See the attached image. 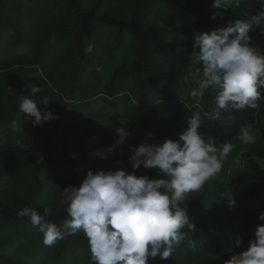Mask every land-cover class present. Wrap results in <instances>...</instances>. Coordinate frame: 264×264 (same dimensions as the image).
Segmentation results:
<instances>
[{
    "label": "trees",
    "instance_id": "1",
    "mask_svg": "<svg viewBox=\"0 0 264 264\" xmlns=\"http://www.w3.org/2000/svg\"><path fill=\"white\" fill-rule=\"evenodd\" d=\"M91 1L0 0V264H94L83 233L46 247L30 219L17 216L24 207L43 213L45 206L36 204L43 191L41 172L53 157L52 137L68 103L100 120L104 132L97 136V144L102 150L118 138L116 127L126 125L131 133L111 158L98 157L92 167L104 164L105 170L124 168L164 178L157 169L131 168L128 156L139 138L135 131L162 123L173 124L179 132L185 129L198 111L190 95L201 78L196 74L199 66L190 60L195 36L264 7L261 0H240L239 6L229 9L214 8L213 0ZM218 11L223 18L211 20ZM249 34L252 45L264 41L258 27ZM21 65L38 66L33 87L42 92L33 96L38 101L47 96L54 103L49 109L58 114V119L33 126L30 132L13 122L18 117L32 122L34 117L20 114L19 105L10 106L12 99L2 94L17 79ZM218 91L211 88L202 99L199 131L220 145L232 143L242 126L254 127L255 143L242 154L251 171L229 190L187 196L181 206L195 228L184 226L187 236L172 257H150L148 264H225L246 250L257 225L264 224L258 220L264 211V103L258 109L223 112L215 106ZM35 138L48 148L43 157L35 150ZM72 159L62 174L54 175L56 188L81 184L80 165H72ZM48 219L62 226L69 217L66 208H53Z\"/></svg>",
    "mask_w": 264,
    "mask_h": 264
},
{
    "label": "clouds",
    "instance_id": "2",
    "mask_svg": "<svg viewBox=\"0 0 264 264\" xmlns=\"http://www.w3.org/2000/svg\"><path fill=\"white\" fill-rule=\"evenodd\" d=\"M261 2L264 4V0ZM239 3L240 0H213L212 6L229 9ZM218 16L223 18V13L215 12L210 19L215 21ZM254 26L264 31V7L226 27L195 36L190 60L199 66L196 74L201 78L190 95L198 111L178 134V139L149 143L153 135L149 133L148 139L133 147L128 156L133 170L141 166L157 169L164 178H149L124 168L89 169L78 187L69 185L62 190L60 203L67 206L69 217L62 226L48 219L53 214L50 205L43 208L42 214L30 207L17 211V216L28 217L43 234L44 246L51 247L59 240L83 233L94 264H148L150 257H172L175 248L187 236L182 231L184 226L190 230L195 228L187 208L181 206L187 194L199 192L217 176L235 147L232 143L217 145L199 131L201 102L206 92L211 88L219 89L214 98L215 106L223 112L258 109L264 103L261 91L264 89V53L251 43L249 33ZM41 92L39 86L31 89L32 94ZM39 103L47 106L50 100L41 95ZM19 112L34 117L33 126L58 119V114L52 110L38 108L33 95L21 97ZM114 130L118 138L106 149L96 150L95 156L111 158L131 135L126 125ZM239 139L253 144L256 136L242 126ZM120 153L123 154L122 148ZM234 204L233 199L230 206ZM258 220L264 221V211L259 213ZM192 245L195 246L194 241ZM225 264H264V224L257 225L246 250L233 255Z\"/></svg>",
    "mask_w": 264,
    "mask_h": 264
},
{
    "label": "rangeland",
    "instance_id": "3",
    "mask_svg": "<svg viewBox=\"0 0 264 264\" xmlns=\"http://www.w3.org/2000/svg\"><path fill=\"white\" fill-rule=\"evenodd\" d=\"M96 1L97 0L91 1V4H94ZM257 44L260 49L264 50V41L258 42ZM87 50L89 52L92 50V44L87 47ZM38 72L39 69L37 65H21L19 67L17 79L2 89L3 97H10L12 99L10 106H18L22 96L33 95L31 89L34 86V79ZM53 105L54 103L51 100L47 106L41 105L37 100V107L41 110H44L45 108L49 109ZM13 126L19 130L30 132L33 128V123L29 119L18 117L13 122ZM100 128V120L78 105L68 103L67 112L61 117L57 131L52 137L50 147L52 149L53 157L49 162L48 167L41 172L43 191L37 196V205H50L59 210L67 207L60 203L63 189H58L54 186L53 177L54 175L63 173L65 167L71 163L68 161L69 157L73 158L72 165H80L78 174L82 180L89 169L93 171L100 168L105 169L104 164L100 167H92L95 160L98 158L94 155V152L96 150H102V145L97 144V136L103 137L104 132L103 130L100 131ZM248 128L253 134L255 133L254 127L250 126ZM183 130L184 129H182L181 132ZM181 132L174 128L173 124L162 123L156 126H142L135 131V134L137 137L139 136L137 140L138 145L141 141L148 139L149 133L153 134L152 138L148 139L149 143H162L168 138L178 139V134ZM239 134L240 131L232 141V144L235 147L229 154L228 159L224 162L222 171L217 176L210 179L199 192L189 193L187 196L200 195L202 192L208 190H229L236 185L237 179L241 175L251 171L250 164L242 157L243 152L248 149L250 144L243 143L239 139ZM203 135L205 139H210L207 135ZM70 145L72 146L69 147ZM34 146L40 157H43L48 151V148L40 138L34 139ZM236 160H238L239 163H235L234 161ZM237 240L240 239L238 238ZM20 248L23 249L24 245Z\"/></svg>",
    "mask_w": 264,
    "mask_h": 264
},
{
    "label": "built area",
    "instance_id": "4",
    "mask_svg": "<svg viewBox=\"0 0 264 264\" xmlns=\"http://www.w3.org/2000/svg\"><path fill=\"white\" fill-rule=\"evenodd\" d=\"M258 42H261V41H258ZM258 42H255L253 46H258ZM259 47V46H258ZM262 53H264V50L260 49Z\"/></svg>",
    "mask_w": 264,
    "mask_h": 264
}]
</instances>
